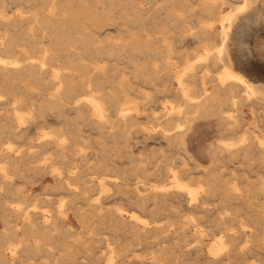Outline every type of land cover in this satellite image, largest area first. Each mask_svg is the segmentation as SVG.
<instances>
[{
  "label": "bare ground",
  "instance_id": "1",
  "mask_svg": "<svg viewBox=\"0 0 264 264\" xmlns=\"http://www.w3.org/2000/svg\"><path fill=\"white\" fill-rule=\"evenodd\" d=\"M16 2L38 9L12 18ZM258 2L0 0V104H11L0 115V264H49L46 255L51 264H127L136 245L152 254L146 264H181L200 251L205 264H264V177L248 174L264 171V84L243 79L238 70L255 66L235 48L259 19ZM188 35L193 56L182 49ZM145 85L148 103L164 110L144 122L131 96ZM200 119L222 136L203 148V169L186 146ZM33 126L44 130L36 143ZM47 176L68 197L53 212L48 197L15 182ZM111 200L130 208L106 207ZM71 215L86 241L69 240ZM103 229L112 239L99 237Z\"/></svg>",
  "mask_w": 264,
  "mask_h": 264
},
{
  "label": "rangeland",
  "instance_id": "2",
  "mask_svg": "<svg viewBox=\"0 0 264 264\" xmlns=\"http://www.w3.org/2000/svg\"><path fill=\"white\" fill-rule=\"evenodd\" d=\"M157 3H160V1L156 2L153 5L157 6L158 5ZM263 4H264V2H261V3L258 2L259 16H260L259 19H254L252 21L253 27H247L248 29L246 28V30L242 32L243 34L242 33L240 34V36L243 35V36H241V37H243V39L240 37L241 38V39L239 38L240 41H238V43L235 45L236 53H237V57H238L239 61L242 63L248 62L251 65L255 66V68L249 69L243 65V69H239L238 71L243 74V76H244L243 79H245V80L248 79L249 81H251L253 83H257V84L258 83L264 84V11H263V9L261 10V8H262L261 5H263ZM27 5H28V3H20V2H16V4L15 3L8 4V15L12 18L13 17H19L20 16V12H19L20 10L27 11L28 13H26V15H29L30 13H32L33 11L38 9L35 7H31V6H30L31 9H30L29 6L27 7ZM150 6H151V4H149V2L144 1V7L145 8H149ZM263 7H264V5H263ZM1 26H3V25L0 24V28H2ZM0 32H2V30H0ZM182 47H183L182 49H184L185 51H188V53H190L191 56H193L195 54V52L199 49L197 41H195L193 39V37L190 35L187 36ZM15 52H17L18 54L21 53L20 49H16ZM120 64H123L122 61ZM115 81H118V79H115ZM172 84L175 87L174 81H172ZM150 87L151 86H148V85H145L144 87H137V92H134L135 94L133 93L131 96V97L135 98L136 102L138 103V107L140 108L139 117H140V120L144 121V122L149 119L148 114L152 113V116H154V115H156V112L158 113V112H162L164 110L163 105H158V107L155 106V108H154L153 106H151L148 103V100L144 97V94L146 92H148V91L153 92ZM19 96H22V95H20V93H19ZM166 99L167 98H165L164 96L161 97V101H166ZM145 104H146V108H145ZM10 110H11V104L9 105L5 102L0 104V115L2 113H5V111H10ZM246 111L249 112V110H246ZM248 118L251 119V115L248 116ZM55 123H54V125H57V123L56 124ZM191 126H192L191 127L192 129H189L188 135L186 136L187 149H188L189 153L192 154L195 157V159L198 160V163L201 165L198 169L207 168L209 165V158L203 152L204 151L203 148L207 147V144H209L212 141L219 142L220 138L222 136L220 137V136H218L217 133L216 134L214 133L215 129H214L213 123L211 125V122L210 121L208 122V120H203V119L202 120L201 119L196 120V122L194 124H192ZM212 126H213L214 131H213V129H211ZM194 128H195V130H194ZM206 131L208 133H206ZM43 132H44V130L37 128L36 126H33L30 128V130H28V133H30V136H32L31 137L32 141L35 143L41 139L40 136L43 134ZM25 141H27V142H25ZM15 143H16L15 144L16 147L18 146V147H20V149H24V148L28 147L29 140H27V139L26 140L25 139L19 140L18 139ZM152 146L155 148L160 147V145H158V143H154L153 145H151V147ZM200 147H201V149H200ZM133 149H134L133 157H135L136 160L138 159V161H140L139 159L142 160L143 158L146 157V155H145L146 152L144 153V149L142 148L141 145H140V147L135 146ZM121 161L125 162V166H130L129 163L127 162L128 161L127 158H123ZM248 174H250V179H252L253 181H255V180L257 181L260 176L264 177V171H257L256 169H255V171L248 173ZM14 181H15V179H14ZM15 182L18 183L19 186H22L24 184L25 193L28 191L27 194H29V195L30 194H32V195L36 194L39 197L45 198V199L48 197V199H50L51 202L48 204L45 203L44 208H48L51 211L52 210L55 211V209L58 208V205H59L58 202L60 201L61 198L62 199L65 198L66 200L68 199V197L65 196V194H66L65 192H56L55 190H52L50 188V185L54 184V180L50 176H47L46 178H43L42 180H39L36 183H31V182L24 183L21 179L20 180L17 179ZM163 184L170 186V181L167 180ZM32 185H34V186H32ZM243 187H244V185H243ZM258 194L259 193H256V194H254V196L258 197L259 196ZM96 197H97V195H96V193H94L93 198L91 196L89 201L92 202ZM259 197H261L260 203H263L264 202V193L262 195H260ZM218 201L219 200L213 201V203L210 204L211 207L218 208L217 207ZM77 203H78V206H83L84 208L89 207L88 201H85L83 199L77 200ZM119 205H122L123 208H130L127 204H125L124 202H122L120 200L108 201L106 204V207L114 208L115 206H119ZM67 207H69V205ZM128 212L126 213V216H130V214L133 213L130 210ZM66 214H70V212L66 211L62 215L65 217ZM143 217L148 219V217L144 214H143ZM71 218H72V222L69 225H70L73 233H75V234H73L71 237H69V240L73 241V240L79 239L81 241H86V238H84L85 236L78 235L79 233L83 232L82 225L79 223V221L77 219H75L73 217V215H71ZM3 228H4V225L0 221V231ZM216 234H218V231L216 232ZM101 236L112 239V235H111L110 231L107 229L101 230L99 237H101ZM212 237L213 236L210 237L211 240H212ZM120 239L123 240L124 242L130 241V239L125 238V237H120ZM196 240H198V239H196ZM195 241H193L194 243L192 242V245L193 244L194 245L199 244V246H200L201 243H202L201 246L205 245V242H203V241H200V240H198L196 242ZM95 242H96V245L98 247H100L102 245V243L100 241H95ZM170 243H172L171 240L170 241L167 240V242H165V244H167V245L168 244L170 245ZM135 248L137 250L135 252H133L131 256L128 257L127 264H146V261H151L152 254H150V252H144L140 245H136ZM206 248H208V247L204 246V249H206ZM103 250H105V249H103ZM84 256H86L85 253H84ZM203 256H204L203 252L200 251V254L199 253L197 254V257H199L198 259H200V260H198V259L193 260V259H195V255H194L193 256L194 258H192V260L190 259V261L184 262V263L181 262V264H205ZM49 259H50V256H47V255L41 258V260L43 262L51 264V261ZM249 263H250V261L248 262V264ZM257 263L260 264L259 261ZM170 264H176V263L170 262Z\"/></svg>",
  "mask_w": 264,
  "mask_h": 264
}]
</instances>
